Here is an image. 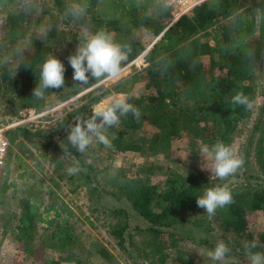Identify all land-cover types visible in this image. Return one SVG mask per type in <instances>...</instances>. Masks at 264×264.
<instances>
[{"label":"trees","instance_id":"obj_1","mask_svg":"<svg viewBox=\"0 0 264 264\" xmlns=\"http://www.w3.org/2000/svg\"><path fill=\"white\" fill-rule=\"evenodd\" d=\"M12 1L0 0V6L7 7ZM246 1L220 0V6L210 10L211 0H206L174 24L165 26L158 23L161 17L169 16V11L145 15L146 7L155 6L154 0H91L89 13L92 17L87 24L105 26V30L113 32L118 41L131 44L132 53L126 64L147 51L144 55L147 63L146 88L152 91L128 97V102L140 110L141 116L136 120L129 113L120 118V124L115 126V135L110 140L109 147L112 151L139 153L146 160L160 154L168 159L171 157L174 141L184 138L193 149L201 148L203 144L212 146L217 141L233 148L240 124L249 118L252 110L231 105L230 98L236 92L243 91L255 101L257 75L249 74L242 56L238 52L225 50V46L230 40L246 34L256 49L258 60L264 52V23H260L254 13L251 14ZM253 1L259 11H264V0ZM66 2L54 0L53 8L48 10L51 13L55 10L61 16ZM52 15L55 21L46 34L47 40H38L31 55L17 66L0 67V97L7 99L12 113L29 107L40 109L52 94H58L60 99L66 100L97 83L91 80L92 85L81 86L72 79L73 69L68 64L67 57L74 54L79 38L73 33V27L69 30L61 28L59 17ZM107 15L110 17H106ZM62 22L71 25V20ZM24 25L28 28H33V25L43 26L44 17L40 14L34 20L25 22L23 14L10 12L6 25L8 38L18 34ZM129 25H144L153 31L156 38L160 37L148 49L145 43L130 35L127 31ZM205 35L210 36V39H204ZM49 55H54L64 64L65 85L60 89H47L43 99H36L33 89L38 83L39 68ZM207 55L210 58L209 67L202 63V58ZM193 61L194 68L191 67ZM218 70H223L224 73H217ZM99 90L94 88L87 92L86 95L90 96L88 101L62 119V131L68 132L69 126L75 123L78 116L88 114L89 117L92 111L90 107L112 94L111 90L98 92ZM131 90L132 87L122 82L115 86V92L130 94ZM148 125L154 128L153 132H147ZM25 135L28 139L31 138L28 132ZM252 138L255 162L262 176H250L244 181L228 185L233 202L224 208H218L211 218L204 209L197 206L196 199L203 195L204 189L217 184L198 167L179 171L168 169L160 163L149 162L138 164L132 174L122 167V173L115 176L116 180H112L111 189L104 192L129 202L133 212L146 223L138 225L136 230L149 234L157 250L162 249L164 234H170L172 238L175 232L170 230L187 223L221 233L227 238L226 246L244 261L246 249L253 242L257 247L251 250L264 253V231L259 232L252 226L254 214L257 216L262 213L264 219V103L254 122ZM43 144L46 152L51 148L64 152L55 140L48 139ZM250 145L251 142L247 148L248 154ZM71 152L82 167L88 168L87 172L83 168L79 171L78 182L71 191L75 192L85 184L90 190H97L94 183L98 177L97 170L87 162V156L76 149ZM248 159L249 155L245 161ZM162 173L166 174L163 184L150 181L152 176ZM74 176L75 174L71 176L70 183L76 180L77 177ZM252 178H256V182ZM55 184L58 185L56 182ZM98 190L100 197H103V190L100 187ZM41 197L33 188L27 189L26 196L20 202L16 240L25 243L24 249L28 254L35 255L38 248L34 250L31 243L37 235L38 224L42 223L46 225L47 233L40 246L60 253L59 258L45 259L42 264H88L76 251L77 236L70 219L74 212L63 200L60 204L53 200L45 208V215L42 203L39 202L43 199ZM196 211L198 214L194 215ZM110 213L116 221L119 219L112 224L111 234L117 238L119 246L125 248L131 212L127 207H113ZM130 237V243L133 244L132 233ZM202 241L212 249L216 246L207 239ZM99 252L106 264H120L118 258L107 248H100ZM158 254V258L150 260L152 264H167L164 255L161 252Z\"/></svg>","mask_w":264,"mask_h":264},{"label":"rangeland","instance_id":"obj_2","mask_svg":"<svg viewBox=\"0 0 264 264\" xmlns=\"http://www.w3.org/2000/svg\"><path fill=\"white\" fill-rule=\"evenodd\" d=\"M66 1L67 4L71 2V0ZM19 3L20 0H13L7 7L0 6V57L9 56L11 46L21 44L27 49L23 59L25 60L33 52L36 42L38 40L46 41L47 37L46 35H38L41 26L33 25V28L29 27V29L24 25L25 27L18 34L15 33L11 38H8L6 25L10 12H15L17 15L23 14L19 10ZM41 4L45 25L52 24L55 21L52 14H56L54 16L59 17L61 28L69 30V28L73 27V33H76L80 40L82 31L79 23L71 21V25H67L62 22V15H57V11L54 10L51 13V10L48 9L53 8L54 0H41ZM253 4V0L246 1V7L250 9L251 14L257 15L259 10ZM34 17L24 15V20L25 22L34 20ZM91 17L92 14L89 13L81 23L87 24ZM106 17L109 18L110 16L107 15ZM175 22L169 12V16L160 18L158 25L170 26ZM89 25L93 31L100 28L105 29V26L98 27L90 23ZM127 31L131 36L145 43L148 48L157 39L153 31L147 29L144 25H140L139 27L129 25ZM111 33L113 34V32ZM204 39L208 40L210 36L205 35ZM142 56L143 54L123 66L124 71L119 80L108 81L103 84L95 83L93 84L95 87L89 86L66 100L60 99L58 94H52L46 99V103L40 109L29 107L21 109L18 113H12L8 107L7 99L0 97V128L6 131L10 139L6 162L0 167V264H42L45 259H55L60 256L59 252L40 246L42 238L47 233L45 224H38L37 235L31 243L34 250L38 248L35 255L28 254L24 249L25 243H20L15 238L21 213L20 202L26 196V191L30 187L34 189V192L41 194V198L43 199L39 202L42 203V211L45 215L47 214L45 208L50 206L53 200L57 204H60L61 200L68 204L74 212L70 219L77 236L78 246L76 251L82 260L88 264H106L99 252L100 248L110 250L118 258L120 264H152L150 260L155 257L158 258L160 256L159 252L164 255L167 264H218V262L212 261L207 256V252L213 249L202 241L207 239L212 244H217L220 241L226 243L227 238L216 230L210 231L187 223L178 225L170 230V232H175L174 237L171 238V235L167 233L163 235L164 244H162L161 250H157L155 245L152 244L149 234L136 230L137 227L146 224L145 221L135 213H132L129 219L130 227L126 231V247L121 248L117 238L111 234L112 224L119 220L117 219L116 221V218L114 219L111 216V208L117 205V207L129 208L127 202L119 201L120 203L118 204L111 199L110 194L104 192L111 189L110 184L116 180L115 176L122 173V167L129 174H132L138 164H147L149 162L160 163L168 169L174 168L179 171H186V168L190 167H198L201 170L203 159L200 156V147L191 148L188 145V140L185 138L174 141L170 158L167 159L166 156L160 154L151 156L148 160L135 152H114L109 146L101 145V143L96 142L94 139L93 144L88 150L80 154L87 156V162L92 164L94 170H97L98 177L94 183H96L98 189L100 187L103 190V197H100L98 189V191L90 190L86 187V184L84 185L85 188H79L75 192L71 191L76 187L79 172L74 176L77 177L75 178L76 180L70 183L72 175L68 174L67 169L69 167H79L80 170L83 168L87 172L88 168L82 167V164L78 162V159L76 160L71 152L75 148L67 143L68 132L61 130L62 119L69 112L86 103L90 98L86 93L94 88H99L98 92L111 90L112 94L109 96H112L122 93L115 92V86L122 82L126 86L132 87L130 94L123 93L127 97L140 96L151 92L152 89L146 88L145 68L147 63L144 56ZM202 63L205 67H209L210 58L208 55L202 58ZM17 65L18 63L0 62V67ZM262 67H264V63ZM216 72L220 74L224 73L223 70ZM255 84L257 87V97L251 109L252 112L249 118L240 124L232 148L234 153L242 157L244 161L242 167L226 179H219L215 176L211 177L210 172L201 170L217 185H230L236 181H244L250 176H262L254 158V145H252L254 138H252V132L254 122L260 114V108L264 103V73L257 75ZM83 95L85 97L82 98ZM106 98L96 104L105 101ZM84 117L88 118V114L84 115ZM115 128L114 126L106 129L109 141L115 135ZM146 129L147 132H153L154 130L150 125L146 126ZM26 132L30 134V139L26 137ZM48 139L55 140L64 152H60L59 149L54 150L53 148L46 152L43 142ZM250 142L248 154L247 148ZM248 155L249 159L246 162L245 160ZM208 163L210 164L211 161H208ZM165 177V173L154 175L150 178V181L163 184ZM255 180L256 178H252L253 182H256ZM131 212L133 211L131 210ZM195 214H198V212H194ZM252 220L254 229L259 232L264 231L262 213H258L257 216L254 214ZM131 233L134 239L133 244L130 243ZM173 240H175V243H173ZM241 259L242 257H239L234 251L230 250L223 264L250 263L247 256L244 261H241ZM63 264L75 263L65 262Z\"/></svg>","mask_w":264,"mask_h":264},{"label":"clouds","instance_id":"obj_3","mask_svg":"<svg viewBox=\"0 0 264 264\" xmlns=\"http://www.w3.org/2000/svg\"><path fill=\"white\" fill-rule=\"evenodd\" d=\"M208 2V0H207ZM154 7H146L145 15L164 14L169 9L170 0H154ZM220 6V0H211L210 10H215ZM91 7V0H71L63 11L62 20H71L79 23L82 35L77 43L74 54L67 57L68 64L73 69L72 79L81 86L92 85L91 80L98 84L108 81H117L122 77L124 65L129 60L132 53L131 44L125 41H118L111 32L103 28L92 30L90 25L81 23L88 15ZM19 10L27 16H37L42 14L43 7L41 0H20ZM256 19L264 23V11H258ZM52 28L51 24L43 25L38 31L39 36L46 35ZM26 48L17 44L11 46L10 55L0 57L3 63H19L24 59ZM229 52H238L246 64V68L251 75L264 73V52L261 59H257L255 47L242 34L236 39L230 40L225 46ZM191 67H195V61ZM65 66L54 55L46 57L40 65L38 73V83L33 89V96L36 99H43L47 89H60L65 85ZM95 87V85H92ZM233 106H243L252 109L254 101L243 91L236 92L230 98ZM129 113L133 118L139 120L140 110L128 102V97L123 94L109 96L99 104L92 107L91 115L88 118L78 116L74 125L69 126L67 143L74 147L79 153H85L93 144V140L105 146H110V141L106 135V129L120 124V118L126 117ZM200 156L203 159L201 170L211 173L219 179H226L235 174L243 165L242 157L234 153L231 146L222 141H217L212 146L203 144L200 148ZM208 161H211L209 164ZM80 171L79 167H69V175ZM233 202L232 193L227 184L217 185L204 189L203 195L197 197V206L204 209L209 218L215 215L218 208H224ZM257 245L253 242L247 249L246 255L250 264H264V253L253 252L251 249ZM230 249L223 241L216 244L213 250L207 252V256L218 264H223L229 254Z\"/></svg>","mask_w":264,"mask_h":264},{"label":"built area","instance_id":"obj_4","mask_svg":"<svg viewBox=\"0 0 264 264\" xmlns=\"http://www.w3.org/2000/svg\"><path fill=\"white\" fill-rule=\"evenodd\" d=\"M206 0H170L169 12L173 21H177L183 15L189 13L194 7ZM10 147V139L4 129L0 128V167L3 166L7 159Z\"/></svg>","mask_w":264,"mask_h":264},{"label":"crops","instance_id":"obj_5","mask_svg":"<svg viewBox=\"0 0 264 264\" xmlns=\"http://www.w3.org/2000/svg\"><path fill=\"white\" fill-rule=\"evenodd\" d=\"M143 56H144V55H143ZM143 56H142V57H143ZM81 188H85L84 185H83V187H81ZM81 188H80V189H81ZM77 192H78V191H77ZM110 196L112 197L111 199H112L113 201H116L118 204L120 203L119 201H122V202L125 201V202H127L128 205H129V208H128V207H127V208H128V210L131 212L132 208H131V206H130V204H129V202H128L127 200H125V199L119 200V199L114 198L112 195H110ZM117 206H118V205H117ZM117 206H114V207H117ZM132 211H133V210H132ZM132 213H135V212H131V215H132Z\"/></svg>","mask_w":264,"mask_h":264},{"label":"water","instance_id":"obj_6","mask_svg":"<svg viewBox=\"0 0 264 264\" xmlns=\"http://www.w3.org/2000/svg\"><path fill=\"white\" fill-rule=\"evenodd\" d=\"M159 37H160V36H159ZM159 37H158V38H159ZM158 38H157V39H158ZM157 39H156V40H157ZM156 40H155V41H156ZM149 48H150V47H149ZM149 48H148V49H149ZM145 53H147V51H145V52L143 53V55H145Z\"/></svg>","mask_w":264,"mask_h":264}]
</instances>
